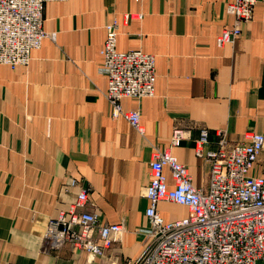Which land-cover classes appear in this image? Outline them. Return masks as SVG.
I'll list each match as a JSON object with an SVG mask.
<instances>
[{
    "label": "crops",
    "instance_id": "0c3cea01",
    "mask_svg": "<svg viewBox=\"0 0 264 264\" xmlns=\"http://www.w3.org/2000/svg\"><path fill=\"white\" fill-rule=\"evenodd\" d=\"M233 0H64L44 5L47 36L27 65L0 66V264H130L143 251L154 147H168L174 128L189 136L171 153L197 188H206L210 162L195 140L207 129L216 148L247 132L264 134V0L232 42L216 38L233 24ZM115 22L118 51L155 56L153 95L126 97L144 133L115 115L100 72L106 25ZM167 171V170H166ZM168 173V172H167ZM249 173L264 178V149ZM169 183H171L168 177ZM81 188L87 210L125 231L102 256L45 241L50 218ZM166 221L187 207L160 202ZM257 264H264V260Z\"/></svg>",
    "mask_w": 264,
    "mask_h": 264
},
{
    "label": "built area",
    "instance_id": "2783aa9c",
    "mask_svg": "<svg viewBox=\"0 0 264 264\" xmlns=\"http://www.w3.org/2000/svg\"><path fill=\"white\" fill-rule=\"evenodd\" d=\"M50 1L64 0H0V66L28 64L31 51L47 36L42 20L44 5ZM257 2L233 0L227 5L234 21L218 34L217 46L241 35ZM105 29L100 67L107 81L105 97L115 115L143 134L139 111L124 110L120 101L153 95L155 56L140 50L118 51L116 23H108ZM188 136V128H174L169 146L152 150L150 180L143 189L148 225L136 231L143 235V251L130 264H257L264 260V178L249 173L264 149V134L250 131L236 143L219 134L217 147L210 149L209 132L200 129L194 151L210 162L206 188L195 187L188 167L171 153V147ZM87 202V190L81 188L66 209L48 220L45 241L49 246L59 249L69 244L96 257L119 239L124 226L100 222L95 212L87 210ZM160 202L186 206L188 213L166 221L158 210Z\"/></svg>",
    "mask_w": 264,
    "mask_h": 264
}]
</instances>
